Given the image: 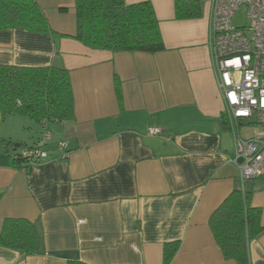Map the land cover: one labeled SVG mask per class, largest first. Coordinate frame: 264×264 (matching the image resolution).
I'll use <instances>...</instances> for the list:
<instances>
[{"label":"crops","instance_id":"0c3cea01","mask_svg":"<svg viewBox=\"0 0 264 264\" xmlns=\"http://www.w3.org/2000/svg\"><path fill=\"white\" fill-rule=\"evenodd\" d=\"M35 1L55 34L0 31V65L66 69L75 117L38 124L0 110V239L7 220L28 221L38 236L30 256L0 244V264H164L171 243L179 249L170 264H237L210 219L241 189L252 191L264 226V175L243 184L229 162L233 134L209 47L212 0L184 20L176 0H125L153 4L166 47L157 54L89 49L73 39L75 0ZM36 145L45 162L12 165ZM249 256L264 264V233Z\"/></svg>","mask_w":264,"mask_h":264},{"label":"trees","instance_id":"16d2710c","mask_svg":"<svg viewBox=\"0 0 264 264\" xmlns=\"http://www.w3.org/2000/svg\"><path fill=\"white\" fill-rule=\"evenodd\" d=\"M77 32L73 39L92 50L112 53L157 54L166 50L153 4L128 5L125 0H75ZM177 18L202 16L200 0H176ZM24 29L54 35L49 20L35 0H0V31ZM0 110L3 118L27 116L38 124L69 122L75 117L74 94L69 72L55 66L21 68L0 65ZM26 160L18 155L15 167ZM252 191L235 190L214 212L210 226L227 260L251 264L250 243L264 233L262 211L251 204ZM0 244L34 255L38 236L25 220H7ZM178 243L165 245L164 264H170ZM69 264H85L70 261Z\"/></svg>","mask_w":264,"mask_h":264},{"label":"built area","instance_id":"2783aa9c","mask_svg":"<svg viewBox=\"0 0 264 264\" xmlns=\"http://www.w3.org/2000/svg\"><path fill=\"white\" fill-rule=\"evenodd\" d=\"M241 7L246 8L251 21L247 28L233 24ZM209 47L225 103L224 118L233 134L234 152L229 162L237 166L244 184L264 175V0H212ZM253 126L261 133L241 136L242 127ZM148 134L159 135L161 130L151 127ZM50 138L45 131L44 139ZM59 145L62 149L66 146L64 142ZM22 155L24 169L48 159L40 145Z\"/></svg>","mask_w":264,"mask_h":264},{"label":"rangeland","instance_id":"374dc122","mask_svg":"<svg viewBox=\"0 0 264 264\" xmlns=\"http://www.w3.org/2000/svg\"><path fill=\"white\" fill-rule=\"evenodd\" d=\"M233 24L235 27L237 28H247L250 26L251 21L248 17V12L246 10L245 7H241L234 19H233ZM261 129L258 128V126H253V127H242L240 130V134L243 137H247V136H254L255 134H259L261 133Z\"/></svg>","mask_w":264,"mask_h":264}]
</instances>
